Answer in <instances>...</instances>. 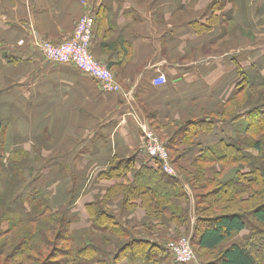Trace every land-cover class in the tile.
Returning a JSON list of instances; mask_svg holds the SVG:
<instances>
[{
  "label": "crops",
  "instance_id": "obj_1",
  "mask_svg": "<svg viewBox=\"0 0 264 264\" xmlns=\"http://www.w3.org/2000/svg\"><path fill=\"white\" fill-rule=\"evenodd\" d=\"M86 14L95 19L91 54L120 92L105 91L73 64L47 60L39 48L70 39ZM160 75L167 82L156 86ZM240 98L242 107L231 111ZM255 108L264 113V0H0V213L36 215L46 204L74 216L73 230L85 233L94 228L88 206L115 190L110 212L163 243L175 227L148 235L142 201L128 208L122 192L144 167L159 168L146 154V134L157 135L158 124L241 117L210 120V135L228 139ZM132 156L125 178L103 177L114 159ZM173 169L166 173L177 176ZM116 255L112 245L101 258L180 264L168 253L151 263L117 262ZM187 264L204 263L199 255Z\"/></svg>",
  "mask_w": 264,
  "mask_h": 264
},
{
  "label": "trees",
  "instance_id": "obj_2",
  "mask_svg": "<svg viewBox=\"0 0 264 264\" xmlns=\"http://www.w3.org/2000/svg\"><path fill=\"white\" fill-rule=\"evenodd\" d=\"M243 101L232 103L231 111L242 107ZM213 118L225 123L241 117L158 124L155 133L166 144L177 176L168 175L162 163L152 158L159 168L144 167L137 174L136 186L122 190L128 208L133 209V200L142 201L151 219L145 233L151 235L160 226L175 227V236H163V243L149 242L135 227L119 221L108 208L115 193L111 190L88 206L94 228L85 233L73 230L74 216L46 204L36 215L0 213V264H108L101 255L113 244L115 261L132 256L151 263L160 254L174 258L167 245L183 234L189 235L204 264H264V113L253 109L243 131L228 139L210 135ZM2 139L0 115V155ZM134 160L133 156L114 159L111 171L103 177L125 178L135 167ZM231 172L233 176L225 179ZM214 252L218 257L207 262L204 254Z\"/></svg>",
  "mask_w": 264,
  "mask_h": 264
},
{
  "label": "built area",
  "instance_id": "obj_3",
  "mask_svg": "<svg viewBox=\"0 0 264 264\" xmlns=\"http://www.w3.org/2000/svg\"><path fill=\"white\" fill-rule=\"evenodd\" d=\"M94 25L95 19L92 14H86L79 19L75 33L70 39L58 45L49 41H41L39 48L47 60L58 64H73L82 73L100 81L105 91L120 92L122 88L115 81L111 71L97 62L91 54ZM166 82L167 78L164 75L153 80V84L156 86ZM144 148L149 157L162 163L165 172L175 175L166 144L157 135L148 132L145 136ZM167 248L180 264H187L196 260L189 238H182L179 242H171Z\"/></svg>",
  "mask_w": 264,
  "mask_h": 264
},
{
  "label": "rangeland",
  "instance_id": "obj_4",
  "mask_svg": "<svg viewBox=\"0 0 264 264\" xmlns=\"http://www.w3.org/2000/svg\"><path fill=\"white\" fill-rule=\"evenodd\" d=\"M46 41H49V40H46ZM49 42H51V41H49ZM65 42V41H64ZM52 43V42H51ZM54 44V43H53ZM55 45H58V44H55ZM94 58V57H93ZM97 61V60H96ZM97 62H99V61H97ZM102 65V64H101ZM156 135V134H155ZM162 141V140H161ZM163 142V141H162ZM164 143V142H163ZM233 176V172H231L229 175H227L226 176V178L225 179H228V178H230V177H232ZM202 194L201 195H203V192H201ZM151 220V219H150ZM150 220H148V222L150 221ZM147 222V223H148ZM154 224H155V221L153 222ZM184 236H182L179 240H177V242H179L180 240H182V238H188L189 237V235H185V234H183ZM190 238V237H189ZM171 242H175V241H170V243ZM114 245V244H113ZM112 246V245H111ZM192 246V248H193V250H194V252H195V255H196V260H197V258H198V256H199V251H197V249L193 246V245H191ZM205 255V258H206V261L207 262H210V261H212V260H214L216 257H218V252L216 253V252H214V253H206V254H204ZM62 258H58L57 260H61ZM195 260V261H196ZM55 261V260H54Z\"/></svg>",
  "mask_w": 264,
  "mask_h": 264
}]
</instances>
